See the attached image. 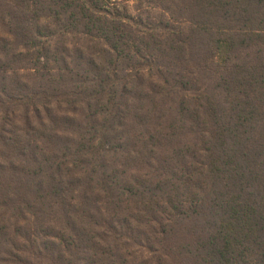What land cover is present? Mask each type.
Wrapping results in <instances>:
<instances>
[{"label":"trees","instance_id":"trees-1","mask_svg":"<svg viewBox=\"0 0 264 264\" xmlns=\"http://www.w3.org/2000/svg\"><path fill=\"white\" fill-rule=\"evenodd\" d=\"M10 1L0 261L264 264V0Z\"/></svg>","mask_w":264,"mask_h":264},{"label":"rangeland","instance_id":"rangeland-1","mask_svg":"<svg viewBox=\"0 0 264 264\" xmlns=\"http://www.w3.org/2000/svg\"><path fill=\"white\" fill-rule=\"evenodd\" d=\"M121 3V6H124L126 8V12L131 14L132 16H134L135 11H134V7L136 6L135 2L133 0H119ZM12 7V3L10 0H4V2H0V37H2L6 44H3L2 42H0V85H2V82L4 84H6L7 86L10 87L14 86L16 83H18L19 85H23V81L26 80L27 82L33 84L35 82H40L39 79H36L33 76V73L35 71L34 69H29L30 68V63H29V58L27 55L25 54H19L17 52L19 48L18 45H14V44H8L7 41H13V39H11V37H9L8 35H4L6 33V22L9 21V12L7 11L8 9H10ZM143 8L148 9V7L146 6V4L142 5ZM142 10V9H141ZM157 14L154 13V11H152L151 16H156ZM1 23H3L4 25H1ZM138 29V27H137ZM7 40V41H6ZM21 51V49H20ZM18 69V75L14 72ZM4 77V78H3ZM20 94L25 95L24 92H21ZM21 99H23V96L21 97ZM9 104H14L13 101H9ZM16 109H13L16 112V116L19 118L16 121L15 126H19L23 120L21 119V114L23 112V107L18 105V106H14ZM0 110L2 111V109L0 108ZM29 118H31L30 113H28ZM5 129H8L6 125H4ZM11 130V129H9ZM6 133H1V135H5ZM22 134V132L20 133ZM2 188V187H1ZM10 221H14L17 222L18 224H23L24 221H20V220H16V218H13ZM6 238H9L11 235L8 233L6 235H3ZM2 236V237H3ZM108 239V238H107ZM106 239V240H107ZM0 243H3L1 246L5 249L8 250V248L11 247V243L8 240H0ZM110 245H112L113 241L110 239L108 242ZM17 247H19L20 245H22V241L21 240H16ZM3 250V249H0ZM122 252V251H121ZM21 254L20 252L16 251V255ZM23 255V254H21ZM0 256H3V253L0 251ZM26 256V262H28V257L27 254L25 253ZM30 259V258H29ZM10 259L8 257H6L5 261H0V264H10Z\"/></svg>","mask_w":264,"mask_h":264}]
</instances>
